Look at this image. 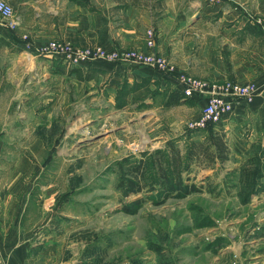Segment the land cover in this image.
<instances>
[{"label": "crops", "instance_id": "obj_1", "mask_svg": "<svg viewBox=\"0 0 264 264\" xmlns=\"http://www.w3.org/2000/svg\"><path fill=\"white\" fill-rule=\"evenodd\" d=\"M16 15V32L28 35L38 79L31 87L36 91L30 101L32 114L0 116L6 124L0 138L3 264H117L113 256L101 254L107 243L101 212L95 209L100 197H69L67 179L56 170L46 141L54 137L48 107L68 101L69 80L79 89L109 94L126 84L132 86L127 94L132 99L138 89L147 91L137 96L140 103L150 102L152 92L167 86L182 93V75L252 83V101L237 104L216 125L229 151L228 160L220 164L225 171L237 170L253 158L254 181L264 186V34L254 22L264 21V0H20ZM151 26L155 49L172 71L105 61L68 67L37 53L52 39L79 47L147 50L145 31ZM28 121L32 126L25 127ZM194 132L179 135L194 141L206 137ZM263 196L264 190L241 206V229L236 227L235 240L221 243L215 252L207 250L210 264H232V259L236 264H264Z\"/></svg>", "mask_w": 264, "mask_h": 264}, {"label": "rangeland", "instance_id": "obj_2", "mask_svg": "<svg viewBox=\"0 0 264 264\" xmlns=\"http://www.w3.org/2000/svg\"><path fill=\"white\" fill-rule=\"evenodd\" d=\"M3 1L17 16L20 0ZM0 27L5 29L0 31V116L16 113L25 118L34 108L30 101L36 92L31 90L32 84L38 79L36 61L21 33L1 21ZM68 82V101L48 107L53 112L50 129L54 137L46 141L56 170L67 179L64 187L69 197H100L95 209L101 212L103 243H107L102 256H113L117 264H210L207 250L215 252L221 243L235 240L236 227L241 229L243 225L241 206L264 190L254 181L253 158L248 166L243 163L230 171L218 161L210 168L205 167V161L194 162L188 173L189 183L202 189L184 198H163L159 190L125 195L117 187L119 162L126 166L123 159L134 161L145 152L162 149L168 139L184 150L190 140L179 133H195L186 124L199 116L203 104L191 100L166 106L170 86L152 92L150 102L140 103L137 96L147 91L138 89L132 99L127 95L132 86L126 84L109 94L79 89L74 79ZM5 125L0 122V138ZM23 125L30 127L32 122ZM212 128L221 130L215 125ZM209 130L196 131L208 137ZM138 196L142 198L139 207L132 202ZM253 200L257 202L258 198ZM230 231L232 237L227 235ZM153 245L159 247L157 252L151 250ZM231 263L236 264L233 259Z\"/></svg>", "mask_w": 264, "mask_h": 264}, {"label": "built area", "instance_id": "obj_3", "mask_svg": "<svg viewBox=\"0 0 264 264\" xmlns=\"http://www.w3.org/2000/svg\"><path fill=\"white\" fill-rule=\"evenodd\" d=\"M0 19L1 24L8 29L15 30L19 24V18L14 15L12 6L3 0H0ZM254 22L264 34V21L256 19ZM22 39L30 44L28 35L22 34ZM155 39L156 31L151 26L145 31L147 50L140 48L107 49L99 45L79 47L62 39H52L38 47L37 53L38 55L57 58L68 67L88 64L93 61H105L148 66L162 72L172 71L173 66L168 59L156 51ZM180 82L183 86L181 92L184 98L195 97L198 100H204L199 116L186 124V128L190 131L205 129L207 124L218 125L222 118L232 112L237 104L241 102L250 103L255 91V86L252 83L215 82L189 75H182ZM0 264H3L1 256Z\"/></svg>", "mask_w": 264, "mask_h": 264}, {"label": "trees", "instance_id": "obj_4", "mask_svg": "<svg viewBox=\"0 0 264 264\" xmlns=\"http://www.w3.org/2000/svg\"><path fill=\"white\" fill-rule=\"evenodd\" d=\"M183 94L172 90L166 97L165 105L174 106L181 102L189 101L182 99ZM214 125L207 124L209 135L202 142L190 140L184 150H181L172 139L165 142V147L153 152H145L140 158L129 161L127 165L119 162L120 178L117 187L125 194H141L142 192H154L159 190L163 198H184L193 192H199L202 186L189 183V171L194 162H207L206 168L212 167L217 161L225 162L229 158L228 147L223 140V132L213 129ZM125 166V167H124ZM205 176L204 178H206ZM141 197H135L132 201L137 207L140 206ZM126 210H130L128 207ZM159 247L152 246L151 250L157 252Z\"/></svg>", "mask_w": 264, "mask_h": 264}, {"label": "bare ground", "instance_id": "obj_5", "mask_svg": "<svg viewBox=\"0 0 264 264\" xmlns=\"http://www.w3.org/2000/svg\"><path fill=\"white\" fill-rule=\"evenodd\" d=\"M79 139H81V140H82L83 138H78V140H79Z\"/></svg>", "mask_w": 264, "mask_h": 264}]
</instances>
